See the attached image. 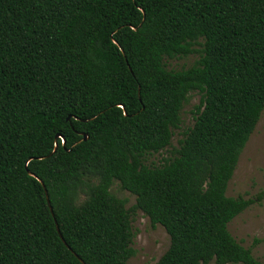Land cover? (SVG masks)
<instances>
[{"label": "trees", "instance_id": "trees-1", "mask_svg": "<svg viewBox=\"0 0 264 264\" xmlns=\"http://www.w3.org/2000/svg\"><path fill=\"white\" fill-rule=\"evenodd\" d=\"M263 111L264 0H0V264H129L137 211L156 264H264L228 229L264 194L227 196Z\"/></svg>", "mask_w": 264, "mask_h": 264}, {"label": "rangeland", "instance_id": "rangeland-1", "mask_svg": "<svg viewBox=\"0 0 264 264\" xmlns=\"http://www.w3.org/2000/svg\"><path fill=\"white\" fill-rule=\"evenodd\" d=\"M198 52L186 58L165 60L169 70H182L195 65L200 60V47ZM201 94L192 93L189 102L182 112V127L175 131L172 147L166 151L148 156L146 164L159 166L164 158H169L173 147H179V141L184 133L195 124L193 111L200 104ZM112 193L126 201L127 209L131 210L136 205V196L123 190L119 182H115ZM264 194V111L260 121L251 135L247 145L240 155V159L231 179L227 196L245 199H256ZM132 226L135 233L133 249L135 255L129 260V264H156L170 246V236L161 225L153 227L150 219L141 211L132 215ZM229 232L245 248L251 249L254 257L264 262V197L261 201L250 206L242 214L237 216L228 225Z\"/></svg>", "mask_w": 264, "mask_h": 264}, {"label": "water", "instance_id": "water-1", "mask_svg": "<svg viewBox=\"0 0 264 264\" xmlns=\"http://www.w3.org/2000/svg\"><path fill=\"white\" fill-rule=\"evenodd\" d=\"M71 119V117H69L68 118V120H70ZM84 140H87V136H84ZM32 175V174H31ZM43 186H44V184H43ZM44 188H45V186H44ZM45 192H46V195H47V200H48V203H49V206H50V209H51V211H52V213H53V209H52V206H51V203H50V200H49V196H48V192H47V190L45 189ZM57 229H58V231H59V234H60V237H61V239H62V241L66 244V242H65V240H64V238H63V236H62V234L60 233V230H59V227H58V225H57ZM67 245V244H66ZM68 246V245H67ZM71 250V249H70ZM72 251V250H71ZM73 252V251H72ZM74 253V252H73ZM74 255L80 260V262L82 263V264H85L84 263V261L82 260V259H80L79 258V256L76 254V253H74Z\"/></svg>", "mask_w": 264, "mask_h": 264}]
</instances>
